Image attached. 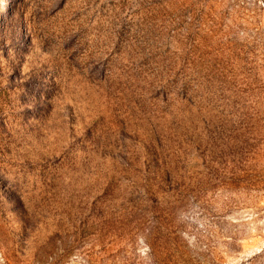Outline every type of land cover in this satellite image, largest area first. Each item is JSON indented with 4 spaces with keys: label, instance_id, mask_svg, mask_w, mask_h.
I'll list each match as a JSON object with an SVG mask.
<instances>
[{
    "label": "rangeland",
    "instance_id": "rangeland-1",
    "mask_svg": "<svg viewBox=\"0 0 264 264\" xmlns=\"http://www.w3.org/2000/svg\"><path fill=\"white\" fill-rule=\"evenodd\" d=\"M0 264H264V0H0Z\"/></svg>",
    "mask_w": 264,
    "mask_h": 264
}]
</instances>
